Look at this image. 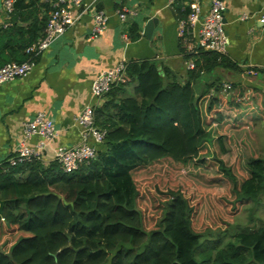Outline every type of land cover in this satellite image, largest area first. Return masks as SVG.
Masks as SVG:
<instances>
[{"label":"trees","instance_id":"trees-1","mask_svg":"<svg viewBox=\"0 0 264 264\" xmlns=\"http://www.w3.org/2000/svg\"><path fill=\"white\" fill-rule=\"evenodd\" d=\"M50 10V2L15 1L11 24L0 27V66L29 58ZM189 57L185 79L152 61L127 63V83L95 109L105 150L76 171L64 173L56 159L0 164V264H264L247 232L227 238L231 221L221 222L264 196V157L250 133L264 121V93L245 86L233 95L208 80L217 67L235 68L227 54ZM131 82L134 96L122 97ZM156 165L167 176L186 170L211 191L196 207L169 187L147 228L138 203L146 176L135 172Z\"/></svg>","mask_w":264,"mask_h":264},{"label":"crops","instance_id":"crops-1","mask_svg":"<svg viewBox=\"0 0 264 264\" xmlns=\"http://www.w3.org/2000/svg\"><path fill=\"white\" fill-rule=\"evenodd\" d=\"M2 1L0 27H7L11 17L4 11ZM65 1L76 18L73 24L37 56L27 75L0 84V164L14 154L23 138V124L38 111L53 120L58 133L43 148V162L54 159L57 147L79 143L81 127L75 119L84 105L95 101L92 80L121 59L152 61L159 69L165 67L181 79L187 77L186 53L177 36L183 1L175 0L169 5L168 0H81L79 6L72 0ZM208 2L203 0L204 7ZM263 3L264 0L225 1L227 58L235 68L217 67L208 74V80L229 83L230 94H237L245 86L249 87V95L253 88L264 93V25L258 20ZM120 7L127 9L125 21L116 13ZM97 12L106 14L107 27L102 35L91 38L93 15ZM150 19L155 22L149 36H145L143 29ZM134 26L139 34L136 39L131 37ZM135 85H125L122 97L134 96ZM105 147L103 143L97 148L104 151Z\"/></svg>","mask_w":264,"mask_h":264},{"label":"built area","instance_id":"built-area-1","mask_svg":"<svg viewBox=\"0 0 264 264\" xmlns=\"http://www.w3.org/2000/svg\"><path fill=\"white\" fill-rule=\"evenodd\" d=\"M16 0H3L2 5L7 16L10 17ZM182 17L177 20V36L185 53H197L198 50L213 51L219 56L227 54L228 37L224 28V11L226 0H209L204 7L203 0H181ZM51 10L44 30V35L26 47L30 58L23 62H8L0 66V84L27 75L35 65V57L47 49L66 29L73 24L74 18L71 5L65 0H50ZM169 5L175 0H168ZM81 0H72V4L79 6ZM125 7L117 8L116 13L122 21L126 20ZM107 16L104 12L93 15V27L90 37L102 35L107 27ZM264 25V3L258 18ZM127 61L121 59L114 66L99 72L91 83V93L95 98L92 104L82 107L76 116V122L81 127V140L72 146H59L54 159L64 173H72L81 165L88 164L98 154V144L105 139L106 130L95 124V109L106 97L110 89L128 81L126 69ZM188 69L194 68V58L185 60ZM231 89L229 83H224L223 91ZM58 135L53 120L44 112L38 111L32 119L23 124V138L17 145L14 154L8 159L10 165L41 158L43 148ZM37 137L35 142L32 140Z\"/></svg>","mask_w":264,"mask_h":264},{"label":"rangeland","instance_id":"rangeland-1","mask_svg":"<svg viewBox=\"0 0 264 264\" xmlns=\"http://www.w3.org/2000/svg\"><path fill=\"white\" fill-rule=\"evenodd\" d=\"M185 69L187 70L186 66ZM250 133L254 138L257 152L264 157V121H253L250 126ZM113 153L111 152V155ZM135 175L146 176L145 179L138 181L141 184H137L140 194L138 203L144 213V223L147 228H151L154 219L159 214L160 207L164 201L165 191L170 189L169 187L183 188L186 195L190 197L191 203L196 207L203 201L206 192L211 191L207 187H200L199 180L193 178L186 170L181 171L180 169L177 176H167L166 169L164 170L159 165H156L146 169H137ZM144 201L146 204H143ZM199 214L200 210L198 209L197 215ZM226 221H231L230 226H228V234L225 233L227 238L231 233L247 232V242L253 246L258 260H264V196L260 198L258 203H249L242 206L235 213L233 211L231 215L224 218L221 222L224 223ZM206 237L211 239L213 235ZM227 238L222 239L223 243Z\"/></svg>","mask_w":264,"mask_h":264},{"label":"water","instance_id":"water-1","mask_svg":"<svg viewBox=\"0 0 264 264\" xmlns=\"http://www.w3.org/2000/svg\"><path fill=\"white\" fill-rule=\"evenodd\" d=\"M155 22V19H150L148 20L147 24L145 25L144 29H143V35L145 36H149L148 32H151L153 23Z\"/></svg>","mask_w":264,"mask_h":264}]
</instances>
